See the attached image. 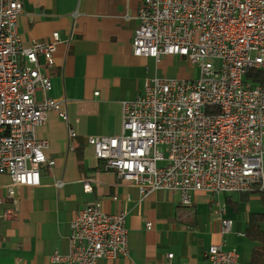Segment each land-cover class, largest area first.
I'll return each instance as SVG.
<instances>
[{"label": "built area", "instance_id": "built-area-1", "mask_svg": "<svg viewBox=\"0 0 264 264\" xmlns=\"http://www.w3.org/2000/svg\"><path fill=\"white\" fill-rule=\"evenodd\" d=\"M23 11L24 0H0V174L11 177L13 202L6 219L20 208L17 188L40 185L42 169L55 165L45 152L48 139L38 136L49 112H58L68 124L71 151L77 136L69 100L49 95L60 33L52 41L24 46L18 28ZM137 18L136 56L158 61L179 56L198 66L200 75L153 78L135 99L124 101L123 132L87 139L102 167L136 186L142 198L179 191L187 207L197 191L263 190L264 86L246 75L264 67V0H142ZM84 187L93 189L90 181ZM127 218V209L107 212L100 200L84 205L70 223V251L55 250L51 261L97 264L129 256ZM222 226L224 233L232 232L233 219L222 218ZM207 258L209 264H251L224 242L212 244Z\"/></svg>", "mask_w": 264, "mask_h": 264}, {"label": "crops", "instance_id": "crops-1", "mask_svg": "<svg viewBox=\"0 0 264 264\" xmlns=\"http://www.w3.org/2000/svg\"><path fill=\"white\" fill-rule=\"evenodd\" d=\"M141 2L24 0L18 27L24 46L34 40L52 41L53 34L60 33L49 95L69 100L67 110L77 136L71 151L68 124L58 112H49L38 136L48 139L45 152L55 165L42 169L40 185L17 188L20 208L10 219L4 218V212L13 209L8 196L12 181L8 174H0V264H54L50 257L55 250L70 251V223L77 210L96 200L107 212L127 209L130 252L129 256L102 258L97 264H209V247L221 242L227 248L236 247L234 243L241 240L236 236L245 232L249 213L263 206L257 195L239 203L238 193L235 200L233 194L197 191L189 207L181 204L179 191L160 190L142 198L136 186L114 170L104 169L95 156L88 137L121 134L124 101L142 93L148 80L165 76L167 63L186 60L166 55L158 61L134 54L132 40ZM183 74L172 71L170 78L188 79ZM37 97L41 100L43 92L38 91ZM86 181L92 183V191L85 189ZM241 204L245 206L242 213H234L243 209ZM225 217L234 221L230 233L223 231ZM169 253H174L172 259Z\"/></svg>", "mask_w": 264, "mask_h": 264}, {"label": "trees", "instance_id": "trees-1", "mask_svg": "<svg viewBox=\"0 0 264 264\" xmlns=\"http://www.w3.org/2000/svg\"><path fill=\"white\" fill-rule=\"evenodd\" d=\"M246 79L264 86V67L251 69L247 73ZM255 195L260 197L264 207V189L241 192L240 201L248 202ZM232 203L237 206L235 201ZM245 232L246 238L252 243L250 263L264 264V209L249 213Z\"/></svg>", "mask_w": 264, "mask_h": 264}, {"label": "rangeland", "instance_id": "rangeland-1", "mask_svg": "<svg viewBox=\"0 0 264 264\" xmlns=\"http://www.w3.org/2000/svg\"><path fill=\"white\" fill-rule=\"evenodd\" d=\"M181 71L183 76H186V78H191V77H194V78H198L199 75H200V70H199V67L196 66V65H193L191 64L189 61H186V60H175L173 63H167V67H166V73L167 74H164L165 76H160V77H165V78H168V77H172L171 72L173 71L174 73H177V71ZM174 77H178V76H175L173 75ZM178 78H182L181 76L178 77ZM233 197L235 200L238 199V194H233ZM239 203H240V196H239ZM229 206L232 207L231 204H229ZM242 208L245 207L244 204H241L240 205ZM205 207L201 206V212H205L204 210ZM208 209V206L206 207ZM264 207L263 206H255L253 208L254 211H259V210H263ZM231 210L233 211V209L231 208ZM242 210L243 209H237V210H234V213L236 214H241L242 213ZM213 212L216 211V207L214 206L213 207ZM244 212V211H243ZM238 239H241L239 242H235L234 245L238 248L239 252L242 254L243 256V259L244 260H250V255H251V251H252V243L251 241H249L246 237H239V236H236ZM234 239V237H233Z\"/></svg>", "mask_w": 264, "mask_h": 264}]
</instances>
